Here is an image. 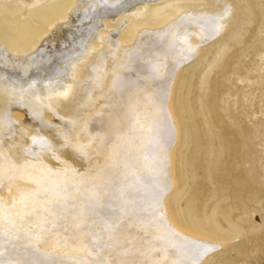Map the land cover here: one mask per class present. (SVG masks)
<instances>
[{
	"label": "bare ground",
	"instance_id": "bare-ground-1",
	"mask_svg": "<svg viewBox=\"0 0 264 264\" xmlns=\"http://www.w3.org/2000/svg\"><path fill=\"white\" fill-rule=\"evenodd\" d=\"M163 1L70 0L32 50L0 40V235L16 231L4 221L16 212L15 193L17 212L31 207L30 225L46 213V199L66 211L67 227L72 210L80 213L78 240L55 248L69 261L88 260L97 244L100 264H201L218 247L180 231L166 207L178 137L171 97L180 69L223 33L231 11L221 1L222 9L185 10L166 25L138 28L124 43L130 18L144 19ZM95 116L105 127L85 144ZM75 140L81 155L65 147ZM29 255V264L55 257Z\"/></svg>",
	"mask_w": 264,
	"mask_h": 264
},
{
	"label": "rangeland",
	"instance_id": "rangeland-1",
	"mask_svg": "<svg viewBox=\"0 0 264 264\" xmlns=\"http://www.w3.org/2000/svg\"><path fill=\"white\" fill-rule=\"evenodd\" d=\"M220 1L230 7V21L180 69L174 84L171 106L178 137L171 152L174 188L166 196V207L180 231L218 245L201 264H264V0H165L150 6L144 19L130 18L121 39L129 44L138 28L166 25L185 10L222 9ZM69 3L0 0V40L19 51L32 50L60 21ZM94 122L85 144L99 127H105L98 116ZM74 142L65 147L81 155L77 152L83 144ZM70 158L75 161L73 155ZM58 168L61 173L74 171ZM81 183L80 187L87 186L84 180ZM14 194L9 198L16 212L4 221L11 225L21 216L23 220L14 224L15 232L0 235V264H29L34 250L54 253L48 263L100 264L97 256L102 247L97 244L94 250L89 248L90 257L84 261L55 254L66 238L78 240L73 234L80 229L79 212L72 210L75 217L70 216L67 227V216L62 214L66 211L46 199L40 201L46 213L30 225V205L17 212L20 205Z\"/></svg>",
	"mask_w": 264,
	"mask_h": 264
}]
</instances>
